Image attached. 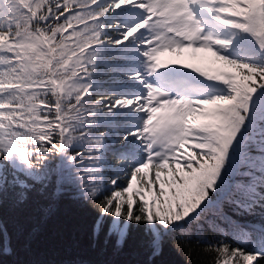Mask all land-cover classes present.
Here are the masks:
<instances>
[{"label":"snow or ice","instance_id":"1","mask_svg":"<svg viewBox=\"0 0 264 264\" xmlns=\"http://www.w3.org/2000/svg\"><path fill=\"white\" fill-rule=\"evenodd\" d=\"M64 195L152 259L264 264V0H0V209Z\"/></svg>","mask_w":264,"mask_h":264},{"label":"trees","instance_id":"2","mask_svg":"<svg viewBox=\"0 0 264 264\" xmlns=\"http://www.w3.org/2000/svg\"><path fill=\"white\" fill-rule=\"evenodd\" d=\"M162 59L213 70L223 66L210 53H168ZM0 216L13 232L15 248V254L0 255V264H186L188 259L170 243L164 245L161 255L150 258L148 237L142 230H133L122 247L117 246L115 236L95 235L92 227L95 211L71 195L34 198L21 211L5 205L0 209ZM15 228L22 231L19 240L15 237ZM209 236L216 238L212 233ZM209 259L199 248L195 250L194 264H208Z\"/></svg>","mask_w":264,"mask_h":264},{"label":"rangeland","instance_id":"3","mask_svg":"<svg viewBox=\"0 0 264 264\" xmlns=\"http://www.w3.org/2000/svg\"><path fill=\"white\" fill-rule=\"evenodd\" d=\"M166 61H169V59H166ZM170 62V61H169ZM163 178V177H162ZM170 178V177H169Z\"/></svg>","mask_w":264,"mask_h":264}]
</instances>
